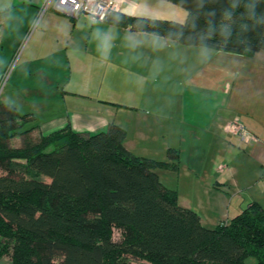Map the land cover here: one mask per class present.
Returning a JSON list of instances; mask_svg holds the SVG:
<instances>
[{
    "label": "crops",
    "instance_id": "1",
    "mask_svg": "<svg viewBox=\"0 0 264 264\" xmlns=\"http://www.w3.org/2000/svg\"><path fill=\"white\" fill-rule=\"evenodd\" d=\"M114 10L187 17L169 0H116ZM14 59L0 100L32 113L35 132L96 133L114 122L134 155L166 159L178 149L177 169L156 172L205 226L251 201L264 207V50L247 56L183 44L72 16L55 0H0V83ZM235 118L254 139L225 130ZM203 201L208 219L197 207Z\"/></svg>",
    "mask_w": 264,
    "mask_h": 264
},
{
    "label": "trees",
    "instance_id": "2",
    "mask_svg": "<svg viewBox=\"0 0 264 264\" xmlns=\"http://www.w3.org/2000/svg\"><path fill=\"white\" fill-rule=\"evenodd\" d=\"M184 22L111 9L105 21L179 43L252 56L264 50V0H169ZM32 113L0 101V259L9 264H264V207L251 201L213 227L178 203L156 169L166 159L131 153L125 130L35 132ZM14 137L23 144L11 145ZM114 229L120 237L113 238ZM253 261L247 263V259Z\"/></svg>",
    "mask_w": 264,
    "mask_h": 264
},
{
    "label": "built area",
    "instance_id": "3",
    "mask_svg": "<svg viewBox=\"0 0 264 264\" xmlns=\"http://www.w3.org/2000/svg\"><path fill=\"white\" fill-rule=\"evenodd\" d=\"M115 2L116 0H55V7L72 16L83 14L93 21H102L108 10L115 8ZM224 128L244 141L255 138L236 118L228 121Z\"/></svg>",
    "mask_w": 264,
    "mask_h": 264
},
{
    "label": "rangeland",
    "instance_id": "4",
    "mask_svg": "<svg viewBox=\"0 0 264 264\" xmlns=\"http://www.w3.org/2000/svg\"><path fill=\"white\" fill-rule=\"evenodd\" d=\"M14 62H15V59L11 62V64H10L8 70H7L6 73L4 74L3 79H2V81H1V83H0V99H1V90L3 89L2 87H3V85H4V82H5L6 79H7L8 75H9L10 72H11V68L13 67ZM81 81H82V87H83L82 89H83L84 91H86L87 88H90L89 85H86L87 83H86V80H85V79H82ZM85 83H86V84H85ZM84 84H85V85H84ZM85 87H86V88H85ZM92 89H98V88H92ZM99 90H100V89H99ZM0 101H1V100H0ZM21 144H23V140H22V138L14 137L13 139H11V145H13V146H19V145H21ZM180 191L182 192V188H180ZM177 198H178V196H177ZM200 205H201V206H200ZM197 207H198L199 211H202V213H203L202 219H208L207 217H208L210 214H207L206 211H205V210H207V208H208L206 202L203 201V202L200 203ZM204 209H205V210H204ZM208 211L210 212L209 209H208ZM199 216H200V215H199ZM200 219H201V216H200ZM214 223H215V224H214ZM216 223H217V222H215V220L212 219V222H210V224H207V225H209L210 227H213V226L216 225ZM212 225H213V226H212ZM209 226H208V227H209ZM119 237H120L119 230L114 229L113 238H114V239H118ZM127 259H128V263H129V264H151V263H149L148 261L141 260V259H132V258L129 257V256L127 257ZM252 261H253L252 258H248V259H247V263H250V262H252ZM9 262H10V257H9V255H4V256L0 259V264H9Z\"/></svg>",
    "mask_w": 264,
    "mask_h": 264
}]
</instances>
